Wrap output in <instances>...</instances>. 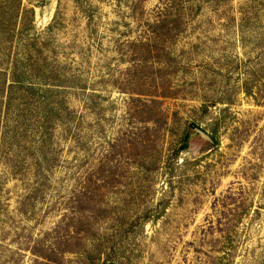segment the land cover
<instances>
[{
	"label": "rangeland",
	"instance_id": "1",
	"mask_svg": "<svg viewBox=\"0 0 264 264\" xmlns=\"http://www.w3.org/2000/svg\"><path fill=\"white\" fill-rule=\"evenodd\" d=\"M0 264H264V0H0Z\"/></svg>",
	"mask_w": 264,
	"mask_h": 264
},
{
	"label": "trees",
	"instance_id": "2",
	"mask_svg": "<svg viewBox=\"0 0 264 264\" xmlns=\"http://www.w3.org/2000/svg\"><path fill=\"white\" fill-rule=\"evenodd\" d=\"M215 134H216V131H213V132L211 133V135H210V140H211V142L214 140V142H215V144H216L217 141H216V138H215Z\"/></svg>",
	"mask_w": 264,
	"mask_h": 264
}]
</instances>
